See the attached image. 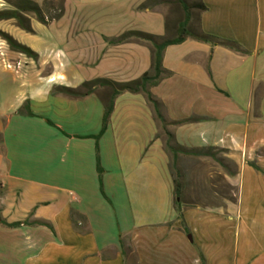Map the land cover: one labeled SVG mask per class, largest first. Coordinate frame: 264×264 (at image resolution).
Listing matches in <instances>:
<instances>
[{"label":"crops","instance_id":"crops-1","mask_svg":"<svg viewBox=\"0 0 264 264\" xmlns=\"http://www.w3.org/2000/svg\"><path fill=\"white\" fill-rule=\"evenodd\" d=\"M147 1L66 0L76 22L45 37L71 66L52 79L0 66V264H264V176L251 166L264 173V0H188L206 8L189 27L248 54L190 38L168 47L172 75L151 90L166 126L144 95L125 93L97 140L104 91L54 94L150 72L148 46L107 42L177 33L181 6L169 4L168 23L165 6L140 9ZM14 37L32 47L27 33ZM167 133L183 149L178 199Z\"/></svg>","mask_w":264,"mask_h":264},{"label":"trees","instance_id":"trees-1","mask_svg":"<svg viewBox=\"0 0 264 264\" xmlns=\"http://www.w3.org/2000/svg\"><path fill=\"white\" fill-rule=\"evenodd\" d=\"M153 0H148L145 4H143L140 9H145V5ZM61 5L57 9L55 16L50 15L47 16L44 11V7L39 4L31 1V0H19L16 5H12V9L0 11V22L3 21H15L18 28L27 34H32L34 31L31 26V21L28 18V15L33 14L37 21L42 25H49L52 22L59 21L64 17L65 14V0H61ZM178 4L181 6L182 10L185 13V21L180 24L178 31L176 33V37L174 39L168 40L165 37L153 36L143 32H126L122 36L107 40L110 45H122L128 42H136L139 44H143L149 47L151 51V71L145 73L142 77L135 81L127 82V83H116L114 81L108 79H95L89 82L83 83L77 89H71L67 87H56L54 89L55 95H63L73 99H82L89 95L97 93L100 89L104 92L100 96L102 98L105 114L102 124V130L97 137V140L106 132L107 127L109 125L112 113L114 111V105L116 99L125 93L130 94H142L146 97L147 102L153 107L156 118L159 120L163 126L167 125V121L162 115V104L155 99L151 90L157 87L163 80L171 77V73L164 69L163 67V58L165 50L170 46L180 45L184 43L187 39H193L198 42L210 44L212 46L218 45L224 47L228 50L236 52L241 55H247L248 53L237 43L222 40L210 35H207L201 31H191L189 30V21H190V12L192 10H199L204 12L206 8L203 5L195 4L189 5L185 0H177ZM0 37L8 44L9 48L19 54L25 55L32 59H37L38 55L34 53L30 48L18 43L11 36L0 31ZM28 110V105L25 106ZM28 115H31L30 112H27ZM183 121L176 124H183L190 122ZM169 142L167 144V150L173 154V160L171 163V170L173 171V176H175V196L176 198H180V189L178 187V183L176 179L180 177L179 171L176 169V151H183V149L175 146H171L170 142L173 141V136L167 133ZM185 151V150H184ZM188 153L187 151H185ZM207 153H212L213 149H209L206 151ZM251 166L257 171L263 174L264 173L255 165L251 164ZM102 169L100 166V158L98 157V173L101 177ZM178 206V202L176 203ZM179 211V208H178ZM180 212V211H179ZM74 216V214H73ZM25 224V223H24ZM23 224V225H24ZM41 226L50 227L45 223H37ZM21 223H16L11 225L12 227H19ZM131 252V249H129Z\"/></svg>","mask_w":264,"mask_h":264},{"label":"rangeland","instance_id":"rangeland-1","mask_svg":"<svg viewBox=\"0 0 264 264\" xmlns=\"http://www.w3.org/2000/svg\"><path fill=\"white\" fill-rule=\"evenodd\" d=\"M19 0H0V11L3 10H10L12 9V5H16ZM40 6L44 7L45 14L47 16L53 15L55 16L57 9L61 5V0H31ZM72 1V0H71ZM189 5H195L196 3H192L191 1L185 0ZM176 4L179 6L177 1H171V0H153L145 5L146 8L154 9L157 6H165V8L169 9V15L167 16V21L170 23L171 21V14H173L174 8L172 5L169 4ZM65 6H66V0H65ZM69 14L66 16V12L64 14V17L59 20L52 22L53 23H62L68 25H72L76 22L73 7H69ZM199 11V10H196ZM249 12V11H248ZM58 13V11H57ZM251 15H255V10H252L249 12ZM258 16V15H257ZM28 18L31 21V26L35 27L36 30H33L34 32L32 34H27V39L30 42V45L32 46L30 48L34 53L38 55L37 59L29 58L25 55H22L23 62L19 58V54L12 51L8 44L0 37V66L8 71L11 72H20L21 70H24L25 68H29L28 70L33 72L35 76L41 75L42 77H48L52 79L51 76H53L54 73L57 71L58 65H60V62H62V68L65 66L69 67L71 66L68 61L65 59L64 55L59 53V50L57 49V46H53V48H49V43L47 44V39L45 35H47L46 29L50 25H42L37 21V18L30 14L28 15ZM181 20H183V15L180 16ZM189 30L191 31H199L198 26H190ZM0 31L11 36L14 40L15 35L22 32L20 28H18L15 21H3L0 22ZM24 32V31H23ZM26 33V32H25ZM54 33V32H53ZM57 34V33H54ZM70 36H73L74 32L70 31ZM176 37V33H171L170 31H167V34L165 36L166 39L171 40ZM17 41V40H16ZM18 42V41H17ZM19 43V42H18ZM21 44V43H20ZM56 42L54 43V45ZM23 45V44H22ZM47 46V48H45ZM27 47V46H26ZM26 59V60H25ZM11 67V68H10ZM55 79V78H54ZM52 81H55V80ZM259 102V97L257 99Z\"/></svg>","mask_w":264,"mask_h":264},{"label":"built area","instance_id":"built-area-1","mask_svg":"<svg viewBox=\"0 0 264 264\" xmlns=\"http://www.w3.org/2000/svg\"><path fill=\"white\" fill-rule=\"evenodd\" d=\"M11 68V67H10Z\"/></svg>","mask_w":264,"mask_h":264}]
</instances>
